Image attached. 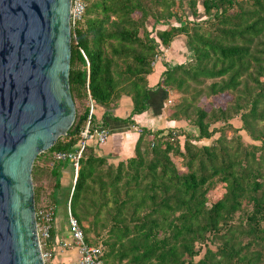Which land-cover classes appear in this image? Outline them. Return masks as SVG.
Listing matches in <instances>:
<instances>
[{
    "label": "trees",
    "instance_id": "16d2710c",
    "mask_svg": "<svg viewBox=\"0 0 264 264\" xmlns=\"http://www.w3.org/2000/svg\"><path fill=\"white\" fill-rule=\"evenodd\" d=\"M85 2L71 30L75 119L36 156L32 180L44 173L57 188V167L47 161L77 148L89 101L95 124L96 106L111 118L109 110L129 96L130 115L112 119L133 125L147 108L155 55L183 35L187 57L164 63L160 83L178 94L170 116L197 133L141 128L134 154L116 162L89 140L66 203L85 241L102 247L104 264H264V0ZM199 3L203 19L195 18ZM222 94L225 102L203 104ZM80 101L88 102L81 111ZM240 129L256 143H244ZM219 185L222 193L209 202ZM40 190L34 187L36 208Z\"/></svg>",
    "mask_w": 264,
    "mask_h": 264
},
{
    "label": "water",
    "instance_id": "95a60500",
    "mask_svg": "<svg viewBox=\"0 0 264 264\" xmlns=\"http://www.w3.org/2000/svg\"><path fill=\"white\" fill-rule=\"evenodd\" d=\"M70 0H0V264H45L32 166L75 119Z\"/></svg>",
    "mask_w": 264,
    "mask_h": 264
},
{
    "label": "crops",
    "instance_id": "0c3cea01",
    "mask_svg": "<svg viewBox=\"0 0 264 264\" xmlns=\"http://www.w3.org/2000/svg\"><path fill=\"white\" fill-rule=\"evenodd\" d=\"M174 40L169 46L163 48L160 52V58L156 60L152 67V72L148 74L147 81L150 88L149 99L145 111L134 114L132 119L134 124L116 121L112 117L124 119L128 117L132 110V100L129 96L122 95L115 106L103 118L107 111L104 107L96 106L94 113V121L102 123L104 120L106 127L110 134L105 143L98 145V152L105 155L110 161L116 162L121 159L128 158L134 154V146L139 136L138 129L146 128L151 132L160 131L159 133H166L168 131L176 132L184 130L189 133H197V128L183 119H174L170 116L168 104L176 97V93L163 86L160 83L161 73L164 71V63L169 65L183 62L187 57L188 49L183 43ZM170 101V102H169ZM40 167L46 164V157H41L38 160ZM49 166L57 167L59 184L54 188L53 179L46 178V182L39 185L41 190L39 195L42 203L48 202L55 206L53 226L51 230L50 247L53 250V256L49 261L50 264H69L76 261L78 253L72 244L71 235L67 225L66 215V198L70 193L74 178V170L68 161H58ZM51 170V169H50ZM48 184V185H47ZM45 186V187H43ZM45 188V190L43 189ZM46 192V193H44ZM42 195H56L50 200L44 198ZM68 243L67 247H61V243Z\"/></svg>",
    "mask_w": 264,
    "mask_h": 264
},
{
    "label": "built area",
    "instance_id": "2783aa9c",
    "mask_svg": "<svg viewBox=\"0 0 264 264\" xmlns=\"http://www.w3.org/2000/svg\"><path fill=\"white\" fill-rule=\"evenodd\" d=\"M86 2L85 0H70L69 8V20L71 30L76 26V24L81 20L82 14L85 10ZM160 58V53L155 55L156 60ZM170 102V101H169ZM93 106L89 101V111L84 123V126L79 132V141L77 148L73 151H54L52 153L51 164L58 161H68L73 166V182L70 188V193L73 190V184L77 175L78 160L81 153L89 140H95L98 145L105 143L109 137V129L102 123H93L92 121ZM141 131V127L138 129ZM175 133V132H174ZM55 206L51 203L44 202L37 208L35 207V221H36V233L38 237L39 247L41 256L45 264H48L53 256V250L48 244L51 239V230L53 226ZM66 215H67V225L71 235V240L73 246L76 248L78 257L76 261L69 264H104L102 259V247L100 245L88 243L84 239L82 228L80 227L77 219L71 214L69 207V199L66 203ZM68 243H61V247H67Z\"/></svg>",
    "mask_w": 264,
    "mask_h": 264
},
{
    "label": "rangeland",
    "instance_id": "374dc122",
    "mask_svg": "<svg viewBox=\"0 0 264 264\" xmlns=\"http://www.w3.org/2000/svg\"><path fill=\"white\" fill-rule=\"evenodd\" d=\"M197 9H198L197 10L198 11V14L195 16V18H197V19H203V18H205V15H204V12H203V9H202V6H201L200 3L198 4V8ZM186 10H187L186 12L189 14L188 15L189 18L190 19L194 18V17H192V15L190 14V12H189V10L187 8H186ZM158 27L159 28H163L164 26H158ZM148 28L150 29V23H148ZM177 40L179 41V43H183L186 46L185 37L183 35H179L177 37ZM178 41H176V42H178ZM177 97H178V94L176 93V97L174 99H172V102L168 104V107H170V106H172L174 104V102L176 101ZM228 98H229V96L227 94H222V95H219V97L212 98L210 101L205 100V99H202V100H203V104L206 107H209V105L212 104V103L213 104L223 103ZM87 103L88 102H86V101L85 102L84 101L78 102V109H79V111H81L82 108H83V106L86 105ZM231 121H232L231 123H233V125L238 126L240 120L238 119V117L235 116V117H233V119H231ZM239 134L241 135V139H242V141L244 143L248 144V143H253L254 142V141H252L249 138V136L246 134V132L243 129H240ZM227 135L228 136H231V132L230 131L227 132ZM254 143H256V142H254ZM50 161H51V159L48 160L47 162L49 163ZM40 179H41V181H40ZM40 179L36 180V178H35V180H32L33 181V186L35 188H36V186H39V183H41V184L43 182H44V184L48 183V181L46 182L44 173H43V175H41V178ZM43 187H45V186H43ZM44 190H45V188H44ZM222 191H223L222 186L221 185L217 186L214 190H212L211 192H209V194H208V201L209 202H212V201L216 200L220 196V194L222 193ZM44 193H46V192H44ZM42 196L44 198L46 197V199L50 200V195H42ZM65 210H66V206H65Z\"/></svg>",
    "mask_w": 264,
    "mask_h": 264
}]
</instances>
